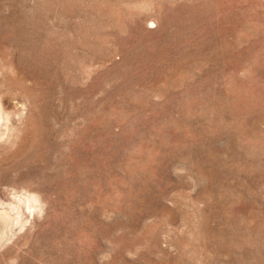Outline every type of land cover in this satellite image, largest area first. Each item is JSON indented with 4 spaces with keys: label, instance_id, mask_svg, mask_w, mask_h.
Instances as JSON below:
<instances>
[{
    "label": "rangeland",
    "instance_id": "rangeland-1",
    "mask_svg": "<svg viewBox=\"0 0 264 264\" xmlns=\"http://www.w3.org/2000/svg\"><path fill=\"white\" fill-rule=\"evenodd\" d=\"M0 264H264V0H0Z\"/></svg>",
    "mask_w": 264,
    "mask_h": 264
}]
</instances>
